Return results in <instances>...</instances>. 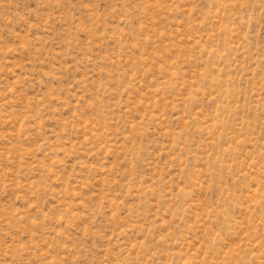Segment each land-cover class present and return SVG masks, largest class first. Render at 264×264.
I'll return each mask as SVG.
<instances>
[{
    "label": "rangeland",
    "instance_id": "rangeland-1",
    "mask_svg": "<svg viewBox=\"0 0 264 264\" xmlns=\"http://www.w3.org/2000/svg\"><path fill=\"white\" fill-rule=\"evenodd\" d=\"M0 264H264V0H0Z\"/></svg>",
    "mask_w": 264,
    "mask_h": 264
}]
</instances>
